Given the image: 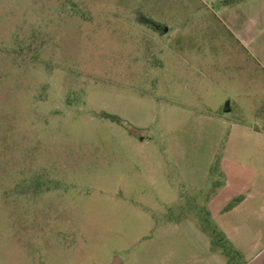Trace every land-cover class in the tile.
Returning a JSON list of instances; mask_svg holds the SVG:
<instances>
[{"label":"rangeland","instance_id":"obj_1","mask_svg":"<svg viewBox=\"0 0 264 264\" xmlns=\"http://www.w3.org/2000/svg\"><path fill=\"white\" fill-rule=\"evenodd\" d=\"M220 6L0 0V264L221 263V201L264 196V66Z\"/></svg>","mask_w":264,"mask_h":264},{"label":"crops","instance_id":"obj_2","mask_svg":"<svg viewBox=\"0 0 264 264\" xmlns=\"http://www.w3.org/2000/svg\"><path fill=\"white\" fill-rule=\"evenodd\" d=\"M223 12L235 9L243 15L248 11L250 16L242 21L239 30L236 31V39L240 47L251 57L259 59L264 66V40H260L256 34L261 21H264V0H218ZM203 3V2H202ZM240 15V14H239ZM257 36V38H256ZM235 201L236 197H224L221 201L222 206L217 208L218 214L225 219L226 215H234L241 218V221L225 228L226 225L219 223L221 244L227 245L236 252V260H241V264H264V196H246ZM248 199H250L248 201ZM233 205L228 209L227 205ZM246 203L251 206V211L243 213ZM227 207V208H226ZM226 208V209H225ZM210 243V240H207ZM211 244V243H210ZM208 244V246L210 245ZM220 264H227L225 256L220 257ZM219 258V259H220ZM236 264V261H235ZM237 264H239L237 262Z\"/></svg>","mask_w":264,"mask_h":264},{"label":"trees","instance_id":"obj_3","mask_svg":"<svg viewBox=\"0 0 264 264\" xmlns=\"http://www.w3.org/2000/svg\"><path fill=\"white\" fill-rule=\"evenodd\" d=\"M221 242H222L221 238H217V239L213 238L211 240V244L214 247L222 249L225 258L227 259V264H234V261H235L234 259H236V256H237L236 252L231 250L227 245H224L223 243L221 244Z\"/></svg>","mask_w":264,"mask_h":264},{"label":"water","instance_id":"obj_4","mask_svg":"<svg viewBox=\"0 0 264 264\" xmlns=\"http://www.w3.org/2000/svg\"><path fill=\"white\" fill-rule=\"evenodd\" d=\"M139 20V19H137ZM145 24H148L149 27L159 33L160 35H165L167 32H168V27L164 26V25H161V24H158V23H155V22H152L148 19H146L145 21H143ZM141 23V22H140ZM112 264H120V261L118 259H115L114 262H112Z\"/></svg>","mask_w":264,"mask_h":264},{"label":"flooded vegetation","instance_id":"obj_5","mask_svg":"<svg viewBox=\"0 0 264 264\" xmlns=\"http://www.w3.org/2000/svg\"><path fill=\"white\" fill-rule=\"evenodd\" d=\"M136 17L139 19L138 20V22H141V24H142V26H144V27H146V28H148L149 30H152L150 27H149V25L148 24H145L143 21H145L147 18H144L142 15H140V14H136ZM153 31V30H152ZM155 32V31H154ZM155 33H157V32H155ZM157 34H159V33H157ZM160 35V34H159Z\"/></svg>","mask_w":264,"mask_h":264}]
</instances>
